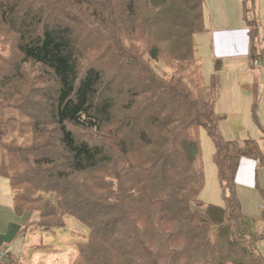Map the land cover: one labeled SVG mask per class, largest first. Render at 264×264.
Here are the masks:
<instances>
[{
	"label": "trees",
	"instance_id": "trees-1",
	"mask_svg": "<svg viewBox=\"0 0 264 264\" xmlns=\"http://www.w3.org/2000/svg\"><path fill=\"white\" fill-rule=\"evenodd\" d=\"M203 4L0 0V176L18 215L89 229L71 264H264V208L244 214L235 184L240 160L261 154L219 134L221 64L206 81L193 38ZM244 19L253 61L258 23ZM200 127L223 206L199 198Z\"/></svg>",
	"mask_w": 264,
	"mask_h": 264
},
{
	"label": "rangeland",
	"instance_id": "rangeland-1",
	"mask_svg": "<svg viewBox=\"0 0 264 264\" xmlns=\"http://www.w3.org/2000/svg\"><path fill=\"white\" fill-rule=\"evenodd\" d=\"M237 6L241 10L242 7L244 11L247 10L248 18L256 20L259 25L257 35L264 38V0H240ZM240 9L234 16V21L237 18L242 22ZM129 36L139 43H143L145 40V38H141L138 31ZM257 51L260 52V55L257 56L260 65H253L252 59H249L245 71L239 73L240 79H235V76L232 80L224 79L222 85H228V95L229 92L234 91V103L229 95L227 100L229 106L223 109L219 104L216 111L227 116L221 120L218 126L219 134L224 140H236L241 144L244 139H253L260 150L262 163L258 165L257 169L258 188L237 187L241 198L240 204L243 206L242 212L250 216H259L262 211L261 207H264L263 192L259 190L260 184H264V46L258 43ZM87 53L91 54L89 51ZM151 65L159 75L169 77L167 74L169 70L162 63L153 61ZM241 69V66L235 67L234 73ZM203 75H206L208 79L210 73L207 75L203 70ZM220 86L221 80L219 79L217 96L218 93L221 94L222 86L221 89ZM242 88L248 94L247 104L246 99L241 102V92L244 91L240 90ZM227 93L221 96L223 101L226 100ZM2 121L0 125H3ZM209 136L203 127L199 128V157L204 172V186L199 198L205 204L223 206L221 186L216 177V165L213 162L215 149ZM12 197L13 193L7 178L0 176V251L8 250L3 256H0V264H10L11 262V264H71L78 253L77 242L87 238L89 229L70 216L64 218V226L46 228L41 224L43 220L40 222L36 211L27 218L26 214L18 215L13 208ZM258 249L264 257V234L258 241Z\"/></svg>",
	"mask_w": 264,
	"mask_h": 264
},
{
	"label": "crops",
	"instance_id": "crops-1",
	"mask_svg": "<svg viewBox=\"0 0 264 264\" xmlns=\"http://www.w3.org/2000/svg\"><path fill=\"white\" fill-rule=\"evenodd\" d=\"M238 1L240 0H204V25L206 29L193 36V38H195L194 42L196 44V49L202 62V70H204V73H206L207 75H209L210 73V75H212V72L214 70L213 65L215 64L216 60L219 64H221L219 74L222 90L221 94L219 95L218 93V96L216 97V111L219 104H221L223 109L229 106L227 104L229 95L231 97V101L234 103V91L229 92L228 95L227 92L229 87L227 84L222 85V82L227 78H230L232 80L234 79V76L235 79H240L239 73H242L243 70L245 71L247 61L250 59L249 51L251 43L249 39L250 36L248 34V22L244 19V8L242 7L241 10L240 7L237 6ZM239 9L242 11V22H240L237 18H235L234 21V16L237 15ZM258 64L260 65V63ZM237 66H241L242 69L237 70L234 73V68ZM204 78L205 80L207 79L206 75H204ZM207 80H209V78ZM240 90H244L241 92V102H243L245 101V99L247 100L246 97L248 96V94L246 93L247 91L245 89L242 88ZM226 93V100L223 101L221 96ZM247 103L248 100L246 101V104ZM232 109H234V107H232ZM260 157L261 155L256 159L242 158L240 160L235 178L236 193L238 197V186L246 188H258L257 169L258 165L262 163ZM260 186L262 188L260 187L259 190L263 192L262 197L264 199V184H260ZM239 199L241 200L240 197ZM242 207L243 206L241 205V208ZM263 208L264 207H261V210ZM259 216L256 215L253 217Z\"/></svg>",
	"mask_w": 264,
	"mask_h": 264
},
{
	"label": "built area",
	"instance_id": "built-area-1",
	"mask_svg": "<svg viewBox=\"0 0 264 264\" xmlns=\"http://www.w3.org/2000/svg\"><path fill=\"white\" fill-rule=\"evenodd\" d=\"M256 41L259 42V44H260L261 46H264V38H263L261 35H258V36H257ZM258 63H259L258 58H255V59L253 60V62H252L253 65H258ZM7 251H8L7 249H5V250H3V251H0V256H3Z\"/></svg>",
	"mask_w": 264,
	"mask_h": 264
}]
</instances>
